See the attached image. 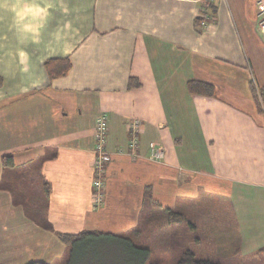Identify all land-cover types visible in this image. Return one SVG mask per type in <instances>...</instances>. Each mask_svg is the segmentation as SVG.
Listing matches in <instances>:
<instances>
[{
    "label": "crops",
    "instance_id": "crops-1",
    "mask_svg": "<svg viewBox=\"0 0 264 264\" xmlns=\"http://www.w3.org/2000/svg\"><path fill=\"white\" fill-rule=\"evenodd\" d=\"M12 2L0 0V264H66L59 234L140 230L147 187L161 210L186 217L209 198L224 225L214 234L227 244L239 236L236 254L262 249L264 113L252 85L264 86V37L256 0H214L206 29L197 28L206 0H36L53 5L43 20L27 21L38 40L14 26L3 6ZM53 59L70 60L66 76L49 79ZM131 80L140 86L130 88ZM191 81L213 85L214 97L191 94ZM100 116L113 160L99 191ZM133 124L141 126L136 135ZM151 144L164 159H151ZM35 178L36 197L28 187ZM40 195L41 210L33 203Z\"/></svg>",
    "mask_w": 264,
    "mask_h": 264
},
{
    "label": "rangeland",
    "instance_id": "rangeland-1",
    "mask_svg": "<svg viewBox=\"0 0 264 264\" xmlns=\"http://www.w3.org/2000/svg\"><path fill=\"white\" fill-rule=\"evenodd\" d=\"M38 185L39 181H37V178L28 182V187L35 197L37 190L41 189ZM42 199L44 198L40 195V200L39 198L33 200V203H35L36 207H40V210L43 208V205L46 206V200ZM208 201L209 198L207 205H202L199 208L200 210L198 207L195 208L196 206L188 207V212H186L188 221L196 225V230L192 229L184 221L180 222L179 220V224L176 222L169 223L171 217H168L167 213L160 208L153 207L149 210L151 212H145L140 228L142 233L138 236L152 250L150 263L176 264V260L180 254L186 250H190L195 254L196 259L211 260L221 264H264V253L258 254L259 249L255 251L256 253H253L254 250L249 246L247 249L239 252L241 254H236L235 249L242 245V241H239V236L232 234L233 241L227 244L226 240H221L219 232L213 233V231H220L224 225H222V219L214 210L213 205H208ZM35 205L33 206L34 209L36 208ZM222 207L224 209L228 208L223 204ZM205 208L209 212L207 213V218L203 219L200 215ZM262 208L264 207L260 203L259 210ZM224 209H221V211ZM213 213L217 216V219L215 216L213 217ZM259 220L263 221L264 217H261ZM212 229L214 230L212 231ZM262 231L261 235L264 240V228ZM174 233L176 234L174 235ZM225 245H228V248H223ZM97 248H102V246H97ZM89 261L83 260L82 262L83 264H92Z\"/></svg>",
    "mask_w": 264,
    "mask_h": 264
},
{
    "label": "trees",
    "instance_id": "trees-1",
    "mask_svg": "<svg viewBox=\"0 0 264 264\" xmlns=\"http://www.w3.org/2000/svg\"><path fill=\"white\" fill-rule=\"evenodd\" d=\"M210 19L215 15V8L210 4L208 8ZM202 19L197 20V28L201 27ZM72 64L69 59H53L46 62V68L50 80L66 76L71 70ZM140 83L131 80L130 88L139 87ZM188 91L193 95L214 97V86L205 82L191 81L188 83ZM252 94L258 111L264 113V86L252 85ZM5 166L13 165L12 157L3 159ZM49 188V189H48ZM46 198L50 195L51 187L47 184ZM160 208L161 205L154 199L151 187H147L144 198L142 216L152 208ZM169 219V223L181 221L186 222L192 229H197L196 225L188 218L178 212L169 209L164 210ZM151 212V211H149ZM143 218V217H142ZM180 220V222H179ZM49 226V225H48ZM47 226V227H48ZM49 228V227H48ZM141 230L132 231L129 235L112 236L100 235L96 233H81L79 235L59 234L60 240L68 248L66 264H83V260H90L92 264H159L150 263L152 250L140 240ZM176 233H174L175 235ZM174 242V241H172ZM101 247L102 248H97ZM96 251V252H94ZM264 253V248L258 254ZM119 259V260H117ZM123 260V261H122ZM29 264H46L42 262H32ZM176 264H221L211 260L196 259L195 254L186 250L176 260Z\"/></svg>",
    "mask_w": 264,
    "mask_h": 264
},
{
    "label": "built area",
    "instance_id": "built-area-1",
    "mask_svg": "<svg viewBox=\"0 0 264 264\" xmlns=\"http://www.w3.org/2000/svg\"><path fill=\"white\" fill-rule=\"evenodd\" d=\"M214 0H206L205 8H204V18H202L201 28L206 29L210 24V16L208 14V8L210 4H212ZM256 13H257V23L258 28L262 36L264 37V0H256ZM107 128L108 122L105 116H100L97 120V147H96V180H95V189L101 190L103 188V176L105 166L111 163L112 155L109 154L106 150V142H107ZM132 130L134 134L138 133L141 130V126L139 124H133ZM137 138L134 136L133 145L136 146ZM151 151V159L155 161H161L165 157L164 149L158 147L154 144L150 145ZM103 197L99 195L97 199L98 202H101Z\"/></svg>",
    "mask_w": 264,
    "mask_h": 264
},
{
    "label": "clouds",
    "instance_id": "clouds-1",
    "mask_svg": "<svg viewBox=\"0 0 264 264\" xmlns=\"http://www.w3.org/2000/svg\"><path fill=\"white\" fill-rule=\"evenodd\" d=\"M13 18V24L22 34H31L34 39L38 40L40 32L37 25L28 23L32 19L43 20L48 15V9L52 8V4L41 7L36 0H14L11 4H4ZM22 60L26 61L27 56L24 52L19 53Z\"/></svg>",
    "mask_w": 264,
    "mask_h": 264
}]
</instances>
